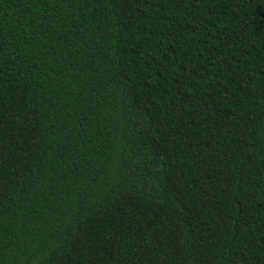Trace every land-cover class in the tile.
<instances>
[{
	"label": "trees",
	"instance_id": "trees-1",
	"mask_svg": "<svg viewBox=\"0 0 264 264\" xmlns=\"http://www.w3.org/2000/svg\"><path fill=\"white\" fill-rule=\"evenodd\" d=\"M0 264H264V0H0Z\"/></svg>",
	"mask_w": 264,
	"mask_h": 264
}]
</instances>
